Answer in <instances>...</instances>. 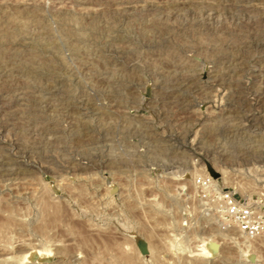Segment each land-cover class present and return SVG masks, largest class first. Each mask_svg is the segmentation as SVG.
Instances as JSON below:
<instances>
[{"label":"rangeland","instance_id":"1","mask_svg":"<svg viewBox=\"0 0 264 264\" xmlns=\"http://www.w3.org/2000/svg\"><path fill=\"white\" fill-rule=\"evenodd\" d=\"M0 264H264V0H0Z\"/></svg>","mask_w":264,"mask_h":264},{"label":"bare ground","instance_id":"2","mask_svg":"<svg viewBox=\"0 0 264 264\" xmlns=\"http://www.w3.org/2000/svg\"><path fill=\"white\" fill-rule=\"evenodd\" d=\"M84 6H86V5H84ZM183 179H186V178H183ZM202 247H203V250H200V252L202 253L203 257L208 258V259H213L215 257L214 255H215V253L217 251V246L215 244H212V243L208 242V243H205L204 246L202 245ZM33 255H34L33 253H30V254H28L27 258L32 259Z\"/></svg>","mask_w":264,"mask_h":264}]
</instances>
